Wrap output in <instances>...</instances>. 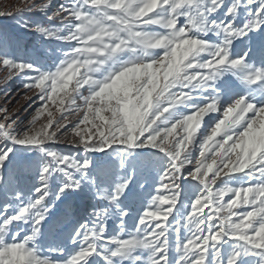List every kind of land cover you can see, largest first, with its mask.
<instances>
[{
  "label": "snow or ice",
  "instance_id": "6c2138e0",
  "mask_svg": "<svg viewBox=\"0 0 264 264\" xmlns=\"http://www.w3.org/2000/svg\"><path fill=\"white\" fill-rule=\"evenodd\" d=\"M0 18V264H264V0Z\"/></svg>",
  "mask_w": 264,
  "mask_h": 264
},
{
  "label": "rangeland",
  "instance_id": "374dc122",
  "mask_svg": "<svg viewBox=\"0 0 264 264\" xmlns=\"http://www.w3.org/2000/svg\"><path fill=\"white\" fill-rule=\"evenodd\" d=\"M21 6V0H0V11L3 10H9V9H15L16 7ZM28 15V14H26ZM33 19H39L38 13L31 14ZM0 29H6L9 32L16 33L20 36L21 39V48L22 50L24 48H27L28 51H32L34 48L39 47L40 40L36 38L31 33H23L22 31H19L16 27L15 22L8 20L6 18H0ZM4 73L0 71V80L3 79ZM0 87H3V85H0ZM19 88V82L17 81L15 84L12 85L10 92L14 97H16V100H19V103H16V100H13V103L9 105L10 108H13L15 110L16 108H21L23 105V108H21L20 118L25 123L28 122V120L31 118V113L35 105H32V107H28V105L20 99L19 96H17V93L20 92ZM3 100L0 99V103H2ZM27 109V110H24ZM61 148H64V146H61ZM67 150V149H65Z\"/></svg>",
  "mask_w": 264,
  "mask_h": 264
}]
</instances>
